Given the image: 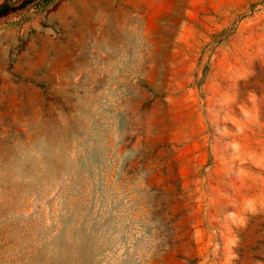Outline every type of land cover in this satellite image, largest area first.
<instances>
[{
  "label": "rangeland",
  "instance_id": "1",
  "mask_svg": "<svg viewBox=\"0 0 264 264\" xmlns=\"http://www.w3.org/2000/svg\"><path fill=\"white\" fill-rule=\"evenodd\" d=\"M0 264H264V0H0Z\"/></svg>",
  "mask_w": 264,
  "mask_h": 264
}]
</instances>
